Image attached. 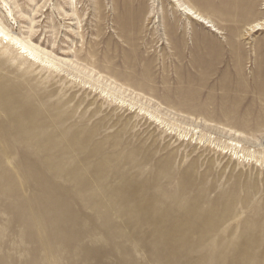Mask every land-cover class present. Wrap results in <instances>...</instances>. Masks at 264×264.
Here are the masks:
<instances>
[{
	"label": "rangeland",
	"instance_id": "374dc122",
	"mask_svg": "<svg viewBox=\"0 0 264 264\" xmlns=\"http://www.w3.org/2000/svg\"><path fill=\"white\" fill-rule=\"evenodd\" d=\"M0 24L46 59L0 38V264H264V0H0Z\"/></svg>",
	"mask_w": 264,
	"mask_h": 264
},
{
	"label": "bare ground",
	"instance_id": "6f19581e",
	"mask_svg": "<svg viewBox=\"0 0 264 264\" xmlns=\"http://www.w3.org/2000/svg\"><path fill=\"white\" fill-rule=\"evenodd\" d=\"M178 5L183 6L180 3H178ZM183 9H185L195 19H197L203 23H208L209 27L214 26L212 24H209L210 21H208L205 16L201 15L199 12H197L193 8H190L189 6H185V7H183ZM257 25H259V24H257ZM0 38H2L3 42L5 40V43H9V44H12V45H15L16 47H18L22 52H24L28 57H30L31 60H34L36 62L44 61L42 54L38 48H36L35 46H32L29 42H27L23 39H20L17 36L10 34L2 24H0ZM43 56H44V54H43ZM48 57H47V61H49ZM44 62H46V59ZM40 63H42V62H40Z\"/></svg>",
	"mask_w": 264,
	"mask_h": 264
}]
</instances>
